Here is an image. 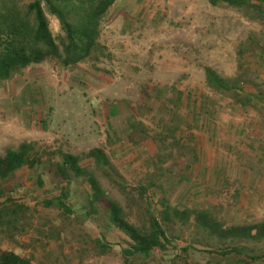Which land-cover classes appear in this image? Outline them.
I'll return each mask as SVG.
<instances>
[{
	"label": "rangeland",
	"instance_id": "rangeland-1",
	"mask_svg": "<svg viewBox=\"0 0 264 264\" xmlns=\"http://www.w3.org/2000/svg\"><path fill=\"white\" fill-rule=\"evenodd\" d=\"M5 1L25 10L35 0H0V9ZM114 6L119 13L151 24L149 37L190 39L188 52L204 56L200 63L204 68L216 71V60L225 56L226 65L218 68L222 75L242 78V89H264V3L262 10L213 6L209 0H117ZM47 16L52 34L61 45L65 34L60 23L56 17ZM103 25L106 27L105 21ZM103 41L101 35L99 42L105 50L97 54L99 60H87L81 63V69L48 59L0 83V157L27 142L43 159L36 168L26 166L12 178L0 181V189L15 200L10 208L17 211L11 214L9 226L0 227V248L30 258L35 264H239L235 256L223 258L208 252L239 245L258 257L248 264H264V241L213 236L196 225L194 215L188 223L176 218L164 222L161 213L169 206L192 214L210 212L225 227L255 224L264 221V205L259 197L257 206H250L249 189L238 190L228 198L225 195L222 202L218 197L216 204V191L185 182L181 163L186 161V148L175 140L173 130L169 144L161 133L154 134L166 127L169 113L154 103L150 89H114L110 98H104L102 89H97L104 79L109 80L100 71L116 74L112 53ZM90 67L97 72L87 75L84 68ZM208 87L201 97H206L210 106L216 101V93ZM190 90L188 100L195 104L198 95ZM157 93L164 95L161 90ZM181 117L182 113L176 120ZM157 144L161 153L152 157ZM93 148L107 154L121 178L107 176L104 168L87 156ZM52 151L80 156L82 166L121 204L134 225L148 228L150 218H158L176 250H156L150 259L136 256L126 262L122 250L130 239L111 224L100 204L88 216V185L84 179L73 178L70 183L67 205L72 213H65L59 206L64 184L47 159ZM188 247L192 248L186 252Z\"/></svg>",
	"mask_w": 264,
	"mask_h": 264
},
{
	"label": "trees",
	"instance_id": "trees-1",
	"mask_svg": "<svg viewBox=\"0 0 264 264\" xmlns=\"http://www.w3.org/2000/svg\"><path fill=\"white\" fill-rule=\"evenodd\" d=\"M116 1L35 0L29 3L25 10L13 2H3L0 9V83L10 80L27 67L41 64L48 59H57L65 67L77 66L87 60H99L97 54L105 50L99 42L102 24ZM209 2L213 6L227 4L233 7L249 6L262 10L264 0H209ZM48 14L58 19L65 34L61 45L52 34ZM205 73L207 84L213 90L230 93L237 101L254 104V98L244 92L239 80L223 78L209 67L205 68ZM37 154L34 145L27 142L22 143L18 149H9L5 156L0 157V181L4 182L12 178L17 171L26 166L31 169L36 168L43 161ZM47 155L58 178L64 184L58 197L59 206L65 213H72L67 205L71 193L70 183L73 178L84 179L88 185L87 202L90 207L88 216H92L96 211V205L100 204L107 211L111 224L130 239L128 247L122 250L126 262L136 256L150 259L156 250L162 252L176 250L158 218L152 216L148 228L131 223L121 204L108 195L91 171L82 166L80 156L64 151H52ZM87 156L104 168L107 176L111 177V174H114L121 178L102 149L93 148ZM6 194V190L0 189V227L9 226L11 214H17V211L9 206L13 205L15 200L7 197ZM161 215L164 222L176 218L183 223H188L194 215L198 227L222 239L264 241V221L225 227L210 212L198 211L192 214L190 211H181L169 206L164 207ZM191 248L184 250L187 252ZM208 252L223 258L235 256L239 264L244 261L248 264L258 258L250 255L246 247L239 245ZM176 257L182 260L179 254ZM0 264L35 263L14 251L0 248Z\"/></svg>",
	"mask_w": 264,
	"mask_h": 264
},
{
	"label": "crops",
	"instance_id": "crops-1",
	"mask_svg": "<svg viewBox=\"0 0 264 264\" xmlns=\"http://www.w3.org/2000/svg\"><path fill=\"white\" fill-rule=\"evenodd\" d=\"M104 21L106 27L102 26L101 35L106 42L103 41V44L112 53V68L116 72L100 71V75H106L109 79H104L102 84L98 82L100 87L97 89H102L104 98L112 97L114 89H141L142 86L150 89L148 91L152 93L154 103L169 113L166 127H160L154 134L161 133L166 144H169L173 130L176 132L175 140L186 148L183 154L186 161L181 163L185 182L188 184L191 181V184L216 191V204H219L218 197L222 202L225 195L228 198L235 192L237 194L238 190L249 189L250 206H257L259 197L263 206L264 89H244L254 98V104L237 101L230 93L213 90L216 101L209 106L206 97H201L208 87L205 68L200 65L204 56L188 52L192 42L190 39L169 40L161 35L149 37L147 32L153 28L151 24L119 13L115 6ZM216 61V72L223 78L233 80L232 75H222L218 71V68L226 65L225 56H220ZM78 67L81 69L84 66L79 64ZM97 70L84 68L87 75ZM236 80L241 81L242 78ZM261 85L264 86V81H261ZM157 90L163 91L164 95L155 94ZM187 90L198 95L195 104L188 100ZM121 102H124L123 96ZM185 112L186 115L183 114ZM180 113L181 120L177 121ZM158 153L161 151L157 144L152 150V157Z\"/></svg>",
	"mask_w": 264,
	"mask_h": 264
}]
</instances>
